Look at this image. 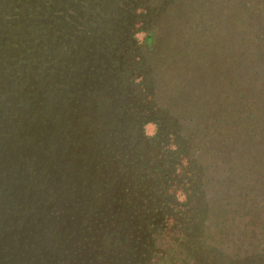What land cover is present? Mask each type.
I'll use <instances>...</instances> for the list:
<instances>
[{"label":"trees","instance_id":"trees-1","mask_svg":"<svg viewBox=\"0 0 264 264\" xmlns=\"http://www.w3.org/2000/svg\"><path fill=\"white\" fill-rule=\"evenodd\" d=\"M173 1L0 0V264H182L170 251L194 258L209 222L239 226L238 207L256 205L253 177L213 171L243 151L246 170L264 175V120L250 137L187 95L175 107L158 96L152 21ZM258 74L264 85V64ZM15 142L50 164L15 160L32 167L19 191L5 168ZM38 182L47 195L33 193Z\"/></svg>","mask_w":264,"mask_h":264},{"label":"rangeland","instance_id":"rangeland-1","mask_svg":"<svg viewBox=\"0 0 264 264\" xmlns=\"http://www.w3.org/2000/svg\"><path fill=\"white\" fill-rule=\"evenodd\" d=\"M152 26L156 32V42L152 52L148 53V59L152 67L157 69V77L160 79V84L157 83L160 86L158 96L162 103L175 107L179 102L177 97L187 95L189 102L186 106L190 109L195 106L201 116H206L210 110L209 113L213 114L218 111L227 115L230 125L235 124L244 132L249 131L250 137L254 133H262L264 85L257 77L258 68L264 64L262 61V65H258V57H261L259 50H264V0H174L163 14L153 19ZM144 37V32L138 33L139 40L143 41ZM7 109L2 107L0 111L6 112ZM42 128L44 126L38 122L36 129L40 131ZM156 128L154 122L145 126L150 135L156 132ZM258 138L256 136L253 139V146ZM263 138L262 134L260 139ZM242 141H236L235 144L239 145ZM33 147L32 143L15 142L10 151L11 159H7V177L16 178L13 182L18 191L24 181L32 178L30 165L41 163L50 167L47 164V151L44 150L47 155L38 154L34 160L31 156ZM242 152L243 161L240 163L236 156L221 155L226 166L218 171L215 169L213 175L237 172V177L240 173L253 177L250 182L257 192L256 205L246 202V205L238 207L245 213L239 226L231 228L226 223L214 225L209 222L206 229L211 233L201 236L200 240L206 241L194 247V258L190 259L186 253L179 255L169 250L172 258L178 262L264 264V175L260 168L246 170L248 165L243 166V163L249 161L243 158ZM23 155L31 158L30 165L14 168V161H20L19 157ZM71 155L61 154L57 158L71 161L73 159H68ZM56 159L51 158V167L58 163ZM248 159L253 160L252 157ZM79 161L78 158L74 159L72 166L79 165ZM232 163L238 165L232 168ZM53 169L47 172L60 177L69 172V168ZM5 179L4 184H7L8 178ZM60 179L58 187H67L64 178ZM33 193L42 197L48 194V189L38 182L33 187ZM229 230L235 232L224 235ZM209 241L212 244L209 245ZM163 246L167 245L162 244V250ZM168 264L179 263L171 259Z\"/></svg>","mask_w":264,"mask_h":264}]
</instances>
